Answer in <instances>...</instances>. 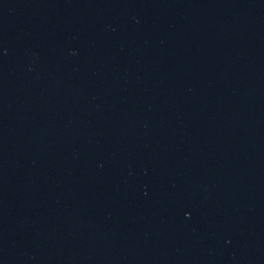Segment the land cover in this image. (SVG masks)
I'll return each mask as SVG.
<instances>
[{"label": "water", "instance_id": "obj_1", "mask_svg": "<svg viewBox=\"0 0 264 264\" xmlns=\"http://www.w3.org/2000/svg\"><path fill=\"white\" fill-rule=\"evenodd\" d=\"M0 58L198 264H264V0H0Z\"/></svg>", "mask_w": 264, "mask_h": 264}]
</instances>
